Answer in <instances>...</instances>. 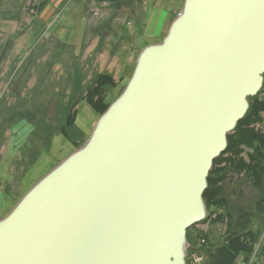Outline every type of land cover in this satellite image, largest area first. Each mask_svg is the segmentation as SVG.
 Segmentation results:
<instances>
[{
    "label": "water",
    "instance_id": "obj_1",
    "mask_svg": "<svg viewBox=\"0 0 264 264\" xmlns=\"http://www.w3.org/2000/svg\"><path fill=\"white\" fill-rule=\"evenodd\" d=\"M264 86V0H185L85 145L0 220V264H187L214 162Z\"/></svg>",
    "mask_w": 264,
    "mask_h": 264
},
{
    "label": "rangeland",
    "instance_id": "obj_2",
    "mask_svg": "<svg viewBox=\"0 0 264 264\" xmlns=\"http://www.w3.org/2000/svg\"><path fill=\"white\" fill-rule=\"evenodd\" d=\"M44 1L0 0V220L89 140L104 114L88 102L99 75L115 80L102 95L110 107L127 87L141 51L164 41L185 0H51L40 14ZM259 97L264 100L263 88ZM70 114L84 136L80 148L60 134ZM49 127L50 147L43 139ZM224 188L235 222L244 223L239 214L244 208L264 240V216L256 212L261 190L244 175H231ZM207 212V221L190 233L195 246L188 250L187 264H212L206 248L226 239L229 218L214 224ZM253 261L264 264V257ZM237 264H245L244 258Z\"/></svg>",
    "mask_w": 264,
    "mask_h": 264
},
{
    "label": "trees",
    "instance_id": "obj_3",
    "mask_svg": "<svg viewBox=\"0 0 264 264\" xmlns=\"http://www.w3.org/2000/svg\"><path fill=\"white\" fill-rule=\"evenodd\" d=\"M45 0L39 8L41 14L49 3ZM118 3L120 0H100ZM145 0H131V2L142 3ZM35 8V7H34ZM34 21V20H33ZM37 22V21H36ZM96 85L88 91V102L94 108H101V112L105 113L109 105L104 104L102 97L103 91L108 84H116L110 74L102 73L97 79ZM264 89V86H263ZM260 93L250 98V109L245 118L239 122L234 133L228 136V148L222 156L214 162L213 169L208 179V189L204 195V201L210 216H214V224L223 221L224 215L229 218L227 225L226 239L223 244L217 246H208L206 253L212 264H237L239 257H243L245 264H260L259 261H253L254 257H264V240L261 234L252 228V215L244 208L239 211L240 217H244V223L239 225V221L235 222L234 212L229 209L228 202L225 198L224 184L231 175H244L253 186L261 190L262 197L256 204V212L264 216V100L259 97ZM98 100L95 102V100ZM64 119L60 129L66 140L71 144L80 148L84 144V136L82 131L74 125L71 118L73 114ZM261 124L263 130H257L256 126ZM41 127V126H40ZM51 127L45 131L44 142L47 146H51L53 132L48 134ZM37 132V128H36ZM83 141V142H82ZM246 155V156H245ZM245 157H248L245 158ZM214 208V210H212ZM217 209H224L225 214H219ZM232 210V211H231ZM239 217V218H240ZM207 221V220H206ZM201 222L200 224L205 223ZM236 223V224H235ZM199 224V225H200ZM194 226L188 231V241L192 240L191 249L193 251V239L190 233L195 229Z\"/></svg>",
    "mask_w": 264,
    "mask_h": 264
},
{
    "label": "built area",
    "instance_id": "obj_4",
    "mask_svg": "<svg viewBox=\"0 0 264 264\" xmlns=\"http://www.w3.org/2000/svg\"><path fill=\"white\" fill-rule=\"evenodd\" d=\"M202 243L204 244L205 243V240H202Z\"/></svg>",
    "mask_w": 264,
    "mask_h": 264
},
{
    "label": "crops",
    "instance_id": "obj_5",
    "mask_svg": "<svg viewBox=\"0 0 264 264\" xmlns=\"http://www.w3.org/2000/svg\"><path fill=\"white\" fill-rule=\"evenodd\" d=\"M3 179V178H2Z\"/></svg>",
    "mask_w": 264,
    "mask_h": 264
}]
</instances>
